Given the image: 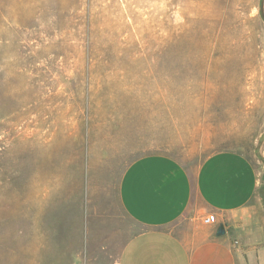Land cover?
<instances>
[{"label":"rangeland","instance_id":"rangeland-1","mask_svg":"<svg viewBox=\"0 0 264 264\" xmlns=\"http://www.w3.org/2000/svg\"><path fill=\"white\" fill-rule=\"evenodd\" d=\"M263 176L264 0H0V264H119L135 160Z\"/></svg>","mask_w":264,"mask_h":264},{"label":"crops","instance_id":"crops-1","mask_svg":"<svg viewBox=\"0 0 264 264\" xmlns=\"http://www.w3.org/2000/svg\"><path fill=\"white\" fill-rule=\"evenodd\" d=\"M262 178L235 151L218 152L197 166L165 155L133 161L118 201L138 232L119 264H264ZM208 215L217 224H204ZM221 228L225 234L218 236Z\"/></svg>","mask_w":264,"mask_h":264},{"label":"built area","instance_id":"built-area-1","mask_svg":"<svg viewBox=\"0 0 264 264\" xmlns=\"http://www.w3.org/2000/svg\"><path fill=\"white\" fill-rule=\"evenodd\" d=\"M204 224L206 225H215L217 224V217L215 215H208L204 220Z\"/></svg>","mask_w":264,"mask_h":264},{"label":"water","instance_id":"water-1","mask_svg":"<svg viewBox=\"0 0 264 264\" xmlns=\"http://www.w3.org/2000/svg\"><path fill=\"white\" fill-rule=\"evenodd\" d=\"M225 234V231L223 228H221L218 232V236H223Z\"/></svg>","mask_w":264,"mask_h":264}]
</instances>
